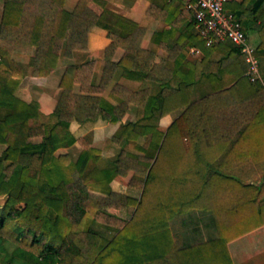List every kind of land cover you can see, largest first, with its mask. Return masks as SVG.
I'll return each mask as SVG.
<instances>
[{
	"label": "trees",
	"instance_id": "trees-1",
	"mask_svg": "<svg viewBox=\"0 0 264 264\" xmlns=\"http://www.w3.org/2000/svg\"><path fill=\"white\" fill-rule=\"evenodd\" d=\"M249 2L233 0L226 8L240 18L261 58L263 0L251 10ZM94 26L110 39L99 83L94 61L67 66L56 120L44 123L39 110L16 94L27 73L15 56L29 57L33 76H49L61 56L88 53ZM253 31L257 44L251 43ZM144 34L106 0H77L71 9L66 0H0V111L6 112L0 117V198L6 197L0 264H234L229 243L264 225V84L249 80L246 56L232 40L208 45L200 36L204 58L191 63L143 48ZM119 48L124 54L116 61ZM216 50L223 56L210 59ZM118 68L158 82V91L115 83L113 104L103 94ZM227 75L249 88L247 100L228 99L226 91L192 98L198 79ZM131 104L141 116L123 122ZM179 109L161 128L160 119ZM100 118L121 122L112 136L121 149L108 167L99 166L103 151L70 129L73 121ZM77 142L83 148L76 159L60 151ZM130 174L128 186L138 196L112 187L116 177Z\"/></svg>",
	"mask_w": 264,
	"mask_h": 264
},
{
	"label": "crops",
	"instance_id": "crops-1",
	"mask_svg": "<svg viewBox=\"0 0 264 264\" xmlns=\"http://www.w3.org/2000/svg\"><path fill=\"white\" fill-rule=\"evenodd\" d=\"M71 8L75 6L77 0H70ZM108 7L115 12H118L129 19L136 22L140 27L145 29V34L142 39V47L162 57L184 56L191 63H197L204 58V52L199 46L198 41L200 34L194 23V14L187 7V0H106ZM255 0H250L248 8L251 10L255 6ZM69 2V1H67ZM264 8V0L262 2ZM261 20H259V23ZM110 43L107 37V31L99 26H94L88 35V53L84 57V61H94L95 71L93 74L94 83H99L103 68L105 65L104 49ZM124 54V49L119 48L114 59L120 60ZM223 56L219 50L214 51L210 55V59L218 60ZM67 57L60 60L58 68L49 76L36 77L32 74H27L22 80L18 96L31 102L32 91L40 93V104L44 109L47 100H51L50 104L53 109L60 95L59 82L64 73L67 63ZM260 68H264V56L258 58ZM250 80V79H249ZM251 81V80H250ZM264 84V79L261 80ZM115 83L125 86L131 90H140L150 88L152 93H156L159 89V83L148 79H134L123 74V69L118 68L114 73L110 82V87ZM240 84L236 79L225 76L220 79H211L202 77L198 79L192 89V98L197 99L202 95L214 93L215 91H226L225 96L228 99L235 100L249 98V88L236 86ZM78 89V86H76ZM23 92V93H22ZM104 97L117 104L118 100L111 95L110 90L105 91ZM52 109V110H53ZM183 109H179L173 113L167 114L160 119V127L167 128L173 120L181 113ZM53 112V111H52ZM142 110L136 104H131L123 122L135 121L138 119L135 115L141 114ZM121 125L120 123H112L102 118L97 121H88L79 123L73 121L70 125L72 133L77 137H84L88 142L95 143L99 135L110 131L111 135L115 134ZM109 134V135H110ZM110 135V136H111ZM93 138V140H92ZM91 140V141H90ZM117 144V143H113ZM121 146L120 144H117ZM99 148V147H98ZM119 148L118 152L120 151ZM115 153V155L118 154ZM230 253L234 264H246L253 261L264 264V225L255 230L244 234L243 236L232 240L229 243Z\"/></svg>",
	"mask_w": 264,
	"mask_h": 264
},
{
	"label": "built area",
	"instance_id": "built-area-1",
	"mask_svg": "<svg viewBox=\"0 0 264 264\" xmlns=\"http://www.w3.org/2000/svg\"><path fill=\"white\" fill-rule=\"evenodd\" d=\"M233 0H187V7L194 14V23L208 45L232 40L245 54L249 64L247 76L251 81L263 80L260 61L249 43L240 18L226 4Z\"/></svg>",
	"mask_w": 264,
	"mask_h": 264
},
{
	"label": "rangeland",
	"instance_id": "rangeland-1",
	"mask_svg": "<svg viewBox=\"0 0 264 264\" xmlns=\"http://www.w3.org/2000/svg\"><path fill=\"white\" fill-rule=\"evenodd\" d=\"M67 1H69V2H67ZM70 5H71V1L70 0H66V7L68 9H71V6ZM257 42H258V35H257L256 31H253V32H251V43L252 44H257ZM83 56H86V54H84V53H78V55L75 58H69V57H67L68 58L67 59V63L64 64V65H66L65 70H66L67 66L79 62L82 58H84ZM63 57H65V56H61V58H63ZM15 58L20 63H22L23 65H25V67H26V73L27 74H31V70L27 67V62H28V58L29 57H26L24 55H20V56H15ZM61 58H60V60H61ZM60 60H59L58 66L60 64ZM58 66H57V68H58ZM26 75H25V77H26ZM20 87H21V84L16 89V94L17 95L19 93ZM111 89H112V87H110V84H109L108 87H107V89L105 91H109V90L111 91ZM31 95H32L31 103L39 110L40 117H41L42 121L44 123H46V124H51L52 122H54L56 120V117L54 116V114L52 112L54 110L53 109V106L50 104V101H52V99H54V98H52L51 100L50 99L47 100L46 103H45L46 105L43 106L44 107V109H43L42 108V104H40V101H39V97H41L40 93L33 90ZM5 113H6L5 111H0V117H3L5 115ZM135 116L139 118L141 116V114H137ZM110 133H111L110 131H106L104 134L99 135L98 139L95 141V143H93V145L91 144L92 142L91 143L89 142V144L91 146H94V147H97V148L99 147V149H101L103 151L104 157L99 161V166L100 167H108V166H110L111 165L112 158L115 156V153L118 152L119 148L121 147V146H119L117 144H113L114 142L112 141V136L114 134L111 135ZM92 140H93V138H92ZM140 141H142V139ZM4 147L5 146L0 145V153L2 152V150L4 149ZM82 148H83L82 143L81 142H77L72 147H70L68 149H63V150H60V151H67V152H69V154L71 155V157L73 159H76L79 156ZM128 148L131 151L135 152V153L138 152L135 149L134 144L129 145ZM130 176H131V174L129 176H127V177H116L112 181V187H113V189H115L117 191L125 192V193L131 194L133 196H138L139 195V192L137 190H134V189H132V188H130L128 186V181H129ZM40 182L41 183L44 182V177L43 176L41 177ZM5 200H6V197H1L0 198V204H3L5 202ZM92 228L95 231L101 233L102 235H104V236H106L108 238H111L113 236V234H114L113 231L108 230V229H106L104 227H101V226H98V225H94ZM13 247H14L13 245L9 244V249L10 250L13 249ZM246 264H263V263L253 261V262L246 263Z\"/></svg>",
	"mask_w": 264,
	"mask_h": 264
}]
</instances>
